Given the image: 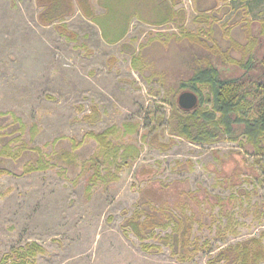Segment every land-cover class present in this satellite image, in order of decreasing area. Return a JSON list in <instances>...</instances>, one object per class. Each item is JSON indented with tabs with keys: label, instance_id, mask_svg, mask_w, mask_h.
Returning a JSON list of instances; mask_svg holds the SVG:
<instances>
[{
	"label": "rangeland",
	"instance_id": "1",
	"mask_svg": "<svg viewBox=\"0 0 264 264\" xmlns=\"http://www.w3.org/2000/svg\"><path fill=\"white\" fill-rule=\"evenodd\" d=\"M176 1L174 8L179 17L182 15L179 22L148 23L160 17L153 3L147 1L139 6L144 20L133 18L123 39L108 44L75 1L73 15L64 20L76 35L75 41L69 42L54 26L38 23L41 9L35 0H0V114H7L0 119V134L6 131L4 126L17 125L16 117L25 130L20 142L12 141L9 147L16 150L24 143L27 149L39 148L45 160L55 161L46 170L22 174L34 158L0 157V264L16 262V252L31 243L44 250L32 264H208L220 247L257 237L264 229V184L255 185L256 192L251 194V203L262 210L259 221L251 215L241 216L236 209L239 202L228 207L244 225L239 227V235L226 237L225 243L219 241L212 225L193 224L191 240H198L201 249L185 262L162 245L159 252L143 251L134 234L123 227L139 190L147 183L181 181L182 188L187 184L191 191L203 189L209 198L216 195L225 199L239 188L252 192V186L243 180L256 174L250 166L254 157L244 154L236 144L196 145L169 135L171 109L163 102L164 89L158 81H147L132 68L128 51L145 48L143 53L157 62L158 71L179 66L183 57L199 50L196 43L183 37L188 33L217 44L238 60L240 49L249 43L247 28L252 36L259 31L264 0ZM87 3L95 15L103 13L97 0ZM197 9L209 11L206 14L212 19L206 24L195 23L200 14ZM218 65V69L224 68ZM189 75L183 69L168 83L183 81ZM92 106L99 115L88 121L84 116L91 114ZM157 117L162 122L157 123ZM128 123L137 124V132H121L111 140L136 146L138 157L128 166H110L117 179L108 183L98 180L88 191L92 176L106 174V168L101 164L97 172L90 165L84 167L83 162L98 151L96 143L85 139L73 150L70 141L78 143L86 133L99 134L112 126L122 130ZM33 127L36 134L31 138ZM154 134H159V142L173 143L160 150L150 144ZM62 150H69L76 164L56 160L53 153ZM217 210L215 207L204 213L214 216ZM159 232L156 230L157 237L165 234ZM157 237L145 242L160 245ZM204 242L209 248L202 246ZM5 257L10 259L2 263Z\"/></svg>",
	"mask_w": 264,
	"mask_h": 264
},
{
	"label": "trees",
	"instance_id": "2",
	"mask_svg": "<svg viewBox=\"0 0 264 264\" xmlns=\"http://www.w3.org/2000/svg\"><path fill=\"white\" fill-rule=\"evenodd\" d=\"M74 1L84 17L93 22L100 30L102 38L108 44H114L126 35L130 21L133 18L144 20L140 15L139 6L147 1L153 3L158 11L159 20L150 21L153 25L177 23L182 18L179 11L175 10L176 0H97L103 13L95 15L87 0H35V4L41 9L38 13V23L43 26L52 25L56 32L66 41L74 42L76 35L70 32L64 20L74 13ZM216 2H228L232 0H215ZM213 8H216V4ZM193 21L198 24H206L209 11L201 12ZM179 12V13H178ZM178 20V21H177ZM209 37L212 36L211 26L208 27ZM249 43L241 49L232 40L234 47L241 50L240 59L236 60L217 47V44H208L207 40L196 34H183L190 43H196L199 50L190 52L183 57L179 66L173 65L158 71L156 61L143 53L145 48L129 50L131 66L144 79L155 80L164 89L163 102L170 106L171 113L168 119L169 135L185 139L196 145H215L217 143L236 144L244 154L254 157L250 165L252 172H256L251 178H245L247 184L252 186V192L239 188L227 198L219 196L208 197L205 190L191 191L186 184L184 188L181 181L170 184L147 185L139 190V197L135 203L132 214L124 220V229L132 232L138 239L140 247L145 252H159L161 245L167 247L171 254L180 258L183 262L190 260L201 246L198 240H191L193 224H209L214 227L215 233L221 243H225L226 237L239 235V227L244 225L238 220L235 211L228 207H235L241 211V216L251 215L253 219L260 220L262 210L257 203H251V194L255 193V185L264 184V19L259 22V31L252 36L247 28ZM153 42V41H152ZM124 46V45H123ZM151 46V45H150ZM260 56H255V53ZM180 61V60H179ZM223 69H218L219 65ZM177 64V63H176ZM229 68V70H227ZM188 70L190 75L183 81L170 84V78L181 70ZM189 91L197 98V106L189 111H184L177 106V97L181 92ZM92 114V115H91ZM91 114L84 116L91 121L97 118L99 112L95 106L91 107ZM7 114H0V119ZM3 120H0V129ZM17 125L10 124L6 131L0 134V157L11 158L23 155L34 158L23 168L22 174L43 171L55 165V161L44 159L39 148L27 149L24 143L16 150L9 145L12 141L20 142L25 130L20 119L14 118ZM162 122L157 117V123ZM137 124H123L122 130L112 126L99 134L88 132L78 143L71 142L74 150L85 139H90L98 146V151L84 163V167L90 165L96 171L100 165L106 168V174L97 173L92 176L87 190L91 189L98 180L108 183L116 180L117 174H113L111 167L117 169L121 165L128 166L139 155V150L134 145H118L112 142L111 137L122 134L132 135L137 132ZM8 130V132H7ZM16 133V135H14ZM36 134L35 127L30 131V137ZM159 134H154L150 144L165 150L169 144L159 142ZM56 140L53 141L56 142ZM56 160H63L67 165L76 164L69 150L54 152ZM52 156V157H53ZM129 162V163H128ZM182 166V165H181ZM255 167V169H254ZM203 207V209H202ZM206 207V209L204 208ZM217 207V215L205 214L204 210L213 211ZM189 208V215H187ZM125 230V231H126ZM165 232L163 236L157 237ZM168 231V232H167ZM156 236L160 245H149L145 241L149 237ZM205 243V242H204ZM209 248L208 242L204 245ZM44 250L35 243L26 244L16 252V262L11 264H32L37 254ZM10 257L2 259L6 263ZM264 264V229L257 237H250L242 241L220 247L208 264Z\"/></svg>",
	"mask_w": 264,
	"mask_h": 264
},
{
	"label": "water",
	"instance_id": "3",
	"mask_svg": "<svg viewBox=\"0 0 264 264\" xmlns=\"http://www.w3.org/2000/svg\"><path fill=\"white\" fill-rule=\"evenodd\" d=\"M197 102V96L189 91L181 92L177 97V106L184 111L194 109L197 106Z\"/></svg>",
	"mask_w": 264,
	"mask_h": 264
}]
</instances>
